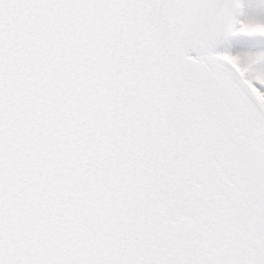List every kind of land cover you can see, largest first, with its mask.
<instances>
[{"label": "snow or ice", "instance_id": "6c2138e0", "mask_svg": "<svg viewBox=\"0 0 264 264\" xmlns=\"http://www.w3.org/2000/svg\"><path fill=\"white\" fill-rule=\"evenodd\" d=\"M0 264H264V0H0Z\"/></svg>", "mask_w": 264, "mask_h": 264}]
</instances>
